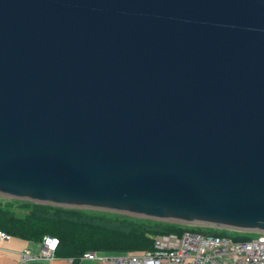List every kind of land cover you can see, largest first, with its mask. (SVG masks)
Listing matches in <instances>:
<instances>
[{
  "label": "water",
  "instance_id": "water-1",
  "mask_svg": "<svg viewBox=\"0 0 264 264\" xmlns=\"http://www.w3.org/2000/svg\"><path fill=\"white\" fill-rule=\"evenodd\" d=\"M264 234V0H0V198Z\"/></svg>",
  "mask_w": 264,
  "mask_h": 264
},
{
  "label": "trees",
  "instance_id": "trees-1",
  "mask_svg": "<svg viewBox=\"0 0 264 264\" xmlns=\"http://www.w3.org/2000/svg\"><path fill=\"white\" fill-rule=\"evenodd\" d=\"M20 207L22 210L17 209L15 213L9 208H0V233L39 243L42 238L51 236L57 240L55 258L63 257L73 261L88 252L108 257L151 253L157 236L175 234L179 237L184 231L217 237L228 236L235 242H247L254 237V234H236L214 229L206 232L191 230L188 226L139 220L107 212H84L80 209L66 210L24 203Z\"/></svg>",
  "mask_w": 264,
  "mask_h": 264
},
{
  "label": "built area",
  "instance_id": "built-area-1",
  "mask_svg": "<svg viewBox=\"0 0 264 264\" xmlns=\"http://www.w3.org/2000/svg\"><path fill=\"white\" fill-rule=\"evenodd\" d=\"M252 234L254 237L250 241L235 242L228 236L217 237L212 234L184 231L179 237L175 234L157 236L151 253H129L124 256L108 257L88 252L80 259L109 264H264V234ZM9 237L0 233V241H5ZM39 248L41 250L36 256L26 257L22 254L21 258L41 261L54 259L55 250L58 248L57 240L46 236L41 239Z\"/></svg>",
  "mask_w": 264,
  "mask_h": 264
},
{
  "label": "crops",
  "instance_id": "crops-1",
  "mask_svg": "<svg viewBox=\"0 0 264 264\" xmlns=\"http://www.w3.org/2000/svg\"><path fill=\"white\" fill-rule=\"evenodd\" d=\"M39 242H30L21 238H14L12 235L5 240L0 241V264H109L108 262H98L95 260H69L67 258H52L51 260L41 261L33 259H22L21 255L33 257L39 253Z\"/></svg>",
  "mask_w": 264,
  "mask_h": 264
},
{
  "label": "rangeland",
  "instance_id": "rangeland-1",
  "mask_svg": "<svg viewBox=\"0 0 264 264\" xmlns=\"http://www.w3.org/2000/svg\"><path fill=\"white\" fill-rule=\"evenodd\" d=\"M21 203H24L23 201H20V200H11L9 198H0V208H9L11 212H17V209L19 210H22V208L20 207V204ZM24 204H28V203H24ZM32 204V203H31ZM53 208V207H52ZM87 211V210H86ZM84 211V212H86ZM88 212V211H87ZM171 224V223H170ZM189 228H192L191 230H195V229H199V230H202L204 232H206L207 230H210V229H214V228H210V229H206V228H203V227H190L188 226ZM215 231H219V229H214ZM75 233V230L73 231ZM74 233H71V234H74ZM51 237V236H50ZM54 239V238H53Z\"/></svg>",
  "mask_w": 264,
  "mask_h": 264
}]
</instances>
